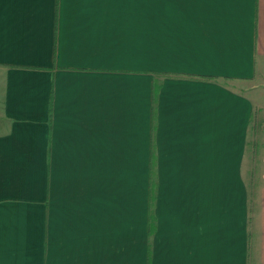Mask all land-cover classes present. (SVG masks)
<instances>
[{"label": "crops", "instance_id": "0c3cea01", "mask_svg": "<svg viewBox=\"0 0 264 264\" xmlns=\"http://www.w3.org/2000/svg\"><path fill=\"white\" fill-rule=\"evenodd\" d=\"M0 264H264V0H0Z\"/></svg>", "mask_w": 264, "mask_h": 264}, {"label": "rangeland", "instance_id": "374dc122", "mask_svg": "<svg viewBox=\"0 0 264 264\" xmlns=\"http://www.w3.org/2000/svg\"><path fill=\"white\" fill-rule=\"evenodd\" d=\"M253 126L257 129V133H258V136L255 137V132L254 131V128ZM260 126L261 125H258V124H251L249 125V128H248V132H247V150L250 149V151L252 150L253 151V155H256L258 154V152L261 150V147L263 145L262 143V136H261V133H260ZM250 190V189H248ZM248 222V225L250 223V220L248 218V220L246 221Z\"/></svg>", "mask_w": 264, "mask_h": 264}]
</instances>
